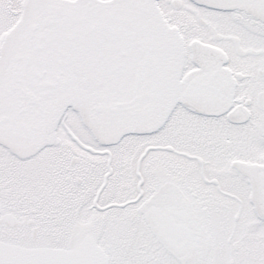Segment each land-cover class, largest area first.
I'll return each instance as SVG.
<instances>
[{
  "label": "snow or ice",
  "instance_id": "obj_1",
  "mask_svg": "<svg viewBox=\"0 0 264 264\" xmlns=\"http://www.w3.org/2000/svg\"><path fill=\"white\" fill-rule=\"evenodd\" d=\"M0 264H264V0H0Z\"/></svg>",
  "mask_w": 264,
  "mask_h": 264
}]
</instances>
